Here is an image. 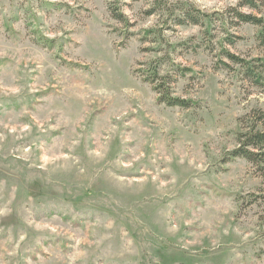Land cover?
<instances>
[{
  "label": "rangeland",
  "instance_id": "374dc122",
  "mask_svg": "<svg viewBox=\"0 0 264 264\" xmlns=\"http://www.w3.org/2000/svg\"><path fill=\"white\" fill-rule=\"evenodd\" d=\"M258 133L264 0H0V264H264Z\"/></svg>",
  "mask_w": 264,
  "mask_h": 264
},
{
  "label": "trees",
  "instance_id": "16d2710c",
  "mask_svg": "<svg viewBox=\"0 0 264 264\" xmlns=\"http://www.w3.org/2000/svg\"><path fill=\"white\" fill-rule=\"evenodd\" d=\"M259 144H264V133H258L256 135H252L247 137L243 143V148L239 151L238 154L243 155L246 159L250 162L257 163H264V153H254L252 150L248 149L250 147H256Z\"/></svg>",
  "mask_w": 264,
  "mask_h": 264
}]
</instances>
